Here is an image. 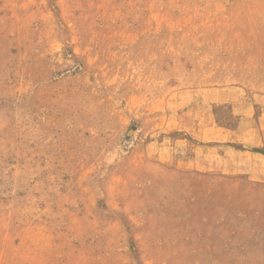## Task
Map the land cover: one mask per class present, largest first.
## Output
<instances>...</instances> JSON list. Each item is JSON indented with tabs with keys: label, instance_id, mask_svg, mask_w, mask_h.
Here are the masks:
<instances>
[{
	"label": "rangeland",
	"instance_id": "374dc122",
	"mask_svg": "<svg viewBox=\"0 0 264 264\" xmlns=\"http://www.w3.org/2000/svg\"><path fill=\"white\" fill-rule=\"evenodd\" d=\"M0 264H264V0H0Z\"/></svg>",
	"mask_w": 264,
	"mask_h": 264
}]
</instances>
